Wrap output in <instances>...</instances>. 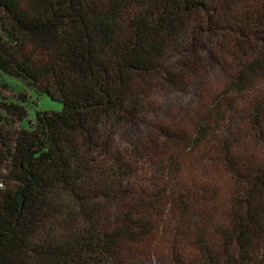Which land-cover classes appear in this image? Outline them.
I'll return each instance as SVG.
<instances>
[{"label":"trees","instance_id":"1","mask_svg":"<svg viewBox=\"0 0 264 264\" xmlns=\"http://www.w3.org/2000/svg\"><path fill=\"white\" fill-rule=\"evenodd\" d=\"M3 74L0 264H264V0H0Z\"/></svg>","mask_w":264,"mask_h":264},{"label":"rangeland","instance_id":"2","mask_svg":"<svg viewBox=\"0 0 264 264\" xmlns=\"http://www.w3.org/2000/svg\"><path fill=\"white\" fill-rule=\"evenodd\" d=\"M1 81L3 84L7 85V88H0V103L1 98H4V102L13 101L18 102L25 105L28 111V117L22 124H12V127L4 126L3 117L5 116L4 111L0 109V134L4 133L5 131L12 132L15 130L14 128H18L20 126L28 127L29 121L32 125L35 124L37 112H60L63 109V105L57 101H53L49 96L46 94H38L33 89H29L26 85L19 79L8 76L2 75ZM17 122V121H15ZM16 126V127H15ZM142 131L146 129V127H140ZM139 127H135L134 129H128L121 131L117 138L116 144L117 145H125V140L127 137L134 136L138 134ZM6 135V134H5ZM1 140V138H0ZM3 140V139H2ZM1 144V142H0ZM1 147V145H0ZM0 173H4L0 170ZM142 264H149L148 261H144Z\"/></svg>","mask_w":264,"mask_h":264},{"label":"built area","instance_id":"3","mask_svg":"<svg viewBox=\"0 0 264 264\" xmlns=\"http://www.w3.org/2000/svg\"><path fill=\"white\" fill-rule=\"evenodd\" d=\"M0 186H2V185L0 184Z\"/></svg>","mask_w":264,"mask_h":264}]
</instances>
